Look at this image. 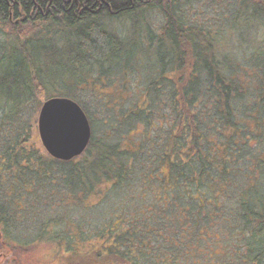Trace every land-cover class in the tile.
Listing matches in <instances>:
<instances>
[{
	"label": "trees",
	"instance_id": "1",
	"mask_svg": "<svg viewBox=\"0 0 264 264\" xmlns=\"http://www.w3.org/2000/svg\"><path fill=\"white\" fill-rule=\"evenodd\" d=\"M191 1L0 0V247L49 246L59 264H264V183L235 186L233 211L224 208L232 169L264 138V42L251 66L224 60L225 39L189 21ZM233 1L264 30V0ZM123 17L126 36L110 26ZM128 70L148 72L143 100L107 107L105 97L110 114L98 121L60 89ZM49 88L88 120L80 155L58 158L32 142L28 111ZM256 128L251 140L235 133Z\"/></svg>",
	"mask_w": 264,
	"mask_h": 264
},
{
	"label": "rangeland",
	"instance_id": "2",
	"mask_svg": "<svg viewBox=\"0 0 264 264\" xmlns=\"http://www.w3.org/2000/svg\"><path fill=\"white\" fill-rule=\"evenodd\" d=\"M188 14L187 17L190 19L189 21H195L198 24L203 25L204 27H210L211 30L215 31V34L220 39H225L224 48L220 52V57L224 60L228 57H232L237 64H242L243 66L250 65L254 62L257 52L261 48V43L264 42V30L262 29L261 22L251 19L249 16H243V13H239L240 9L238 4H236L233 0H196L187 3L185 8ZM148 20L151 21L154 25H158L163 21V17L160 14L150 13L148 14ZM241 20V21H240ZM237 21V22H236ZM108 22V21H107ZM128 22V21H127ZM126 18L121 20H116L110 24L111 28L114 27L118 33L122 36L127 35V29H123V24L127 23ZM246 22V23H245ZM16 23V22H15ZM243 24V25H242ZM241 26H246L245 31L241 30L236 31L234 34H230V29H238ZM235 27V28H233ZM112 30V29H111ZM230 40H228V38ZM56 46L53 48L54 50H65L64 44H59L55 42ZM46 46V45H45ZM52 49V48H51ZM53 52V50H52ZM51 53V52H50ZM137 59L141 60L142 57L139 55ZM109 67H106V69ZM55 74H61L62 68L60 66L55 67L53 69ZM144 76L137 77V75L133 70H128L126 76L121 78H114L111 83L106 84L101 79H97L93 81L92 78L83 83V81H78V85L70 84L69 86H65L62 91L66 89V93L71 98L79 101L86 110L92 113V118L95 120H100L106 118L109 112L102 107V101L104 98L108 97V102L103 104L107 107H113V105L120 103H125V106L129 107L132 105V102L138 95L137 101H141L142 99V91L146 90V79H147V71H143ZM91 76L96 77L99 73V70L93 68L91 71ZM258 77L254 75V70H250V76L247 81V84L251 91L249 90V94L252 96L254 93V86L257 84ZM50 84V83H49ZM57 89H48L45 97H40V101H37L30 107L28 111V121L31 124V137L32 142L34 143L37 149H40L43 153H49L44 148L43 142L40 139L39 135V118L42 112V109L45 106V103L51 99L58 98ZM63 91V92H64ZM122 99V100H121ZM72 100V99H71ZM119 101V102H118ZM136 101V104H137ZM3 117V112L0 111V119ZM25 118V116H24ZM27 118V113H26ZM254 118L249 117L246 119V125L249 128H253L254 126ZM262 132H264V120L261 121ZM247 129V130H248ZM249 132L246 130H237L236 135L242 136H250L249 140H251L253 136L258 135L261 130ZM264 135V134H263ZM134 139L138 137V135L133 136ZM141 142V140H137ZM258 142V141H256ZM256 157L258 158L256 160ZM249 162L247 165L241 160L234 166L231 173L234 174V187H229V192L232 194V198H228L225 202L224 208L226 210L233 211L234 203L236 202V192L237 190L240 192L243 189H251L254 190V186H251L256 178L257 182L264 183V138H259L258 143H254L249 151ZM263 160V161H260ZM250 174L253 178L249 179L245 182V175ZM237 187V190L235 188ZM233 189V190H232ZM224 209V210H225ZM102 216L104 213H102ZM229 216H236L234 214ZM96 217V216H95ZM101 216H98V220L102 221ZM217 232H220V229H216ZM1 237V236H0ZM235 240V239H234ZM1 241V240H0ZM2 245V243L0 242ZM3 247V245H2ZM0 247V254L5 251L13 263V258L16 264H59L58 259L49 246H36L33 247L30 251L22 252L19 250H10ZM2 259V258H1ZM3 261L0 262L2 264Z\"/></svg>",
	"mask_w": 264,
	"mask_h": 264
},
{
	"label": "water",
	"instance_id": "3",
	"mask_svg": "<svg viewBox=\"0 0 264 264\" xmlns=\"http://www.w3.org/2000/svg\"><path fill=\"white\" fill-rule=\"evenodd\" d=\"M39 131L46 150L62 159L80 155L90 139L88 120L81 108L61 98L45 103L39 118Z\"/></svg>",
	"mask_w": 264,
	"mask_h": 264
}]
</instances>
